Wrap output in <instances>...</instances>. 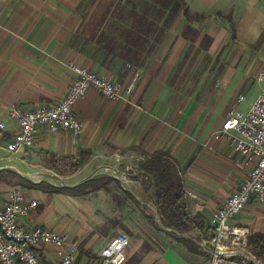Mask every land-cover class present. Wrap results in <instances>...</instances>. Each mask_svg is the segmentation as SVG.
Here are the masks:
<instances>
[{
    "label": "crops",
    "instance_id": "crops-1",
    "mask_svg": "<svg viewBox=\"0 0 264 264\" xmlns=\"http://www.w3.org/2000/svg\"><path fill=\"white\" fill-rule=\"evenodd\" d=\"M127 1L0 0V122L5 123V129L0 130V201L11 187H19L27 201L37 202L23 223L41 225L77 240L80 254L76 263L88 257L102 264L100 254L115 236L106 230L128 226L126 215L118 221L117 204L111 201L110 193L98 190L72 196L46 193L21 183L74 188L105 175L118 180L125 191L141 201L145 196L141 186L127 185L121 177L109 173L80 176H85L91 165H102L119 149L127 153L135 150L144 157L166 153L183 181L188 213L203 228L192 240L205 254L174 244L160 254L147 252L139 257L138 264H211L212 254L202 241L212 236V212L248 175L242 158L225 139L216 140L213 134L221 130L231 109L236 116H245L264 88V0H184L187 15H206L203 23L191 27L193 31L200 28L194 47L184 36L189 21L181 9L141 69L133 103L107 99L91 90L74 107L83 123L79 135L41 128L31 148L13 155L5 149L16 132L15 124L7 118L11 107L31 110L64 98L74 79L68 62L121 82L139 71L120 62L102 66L93 56L91 38L105 13ZM205 36L211 43L200 53L222 54L216 67H210L214 70L220 66L222 71L209 78L211 87L200 94L198 88L187 93L185 88H177L175 75L189 49H199ZM191 80L187 79L183 87L194 86ZM239 96L244 98L240 103ZM83 155L89 159L83 168L67 176L71 181L78 178L71 184L51 183L64 177L41 164L47 157L77 161ZM145 211L152 212L149 207ZM230 226L246 229L248 236L264 234V204L249 203ZM141 246L137 242L126 249V262ZM45 249L46 254L39 253L42 258L56 259L54 249ZM243 251L236 249L222 264H245L243 259H235L245 257ZM251 257L248 264H258Z\"/></svg>",
    "mask_w": 264,
    "mask_h": 264
},
{
    "label": "built area",
    "instance_id": "built-area-1",
    "mask_svg": "<svg viewBox=\"0 0 264 264\" xmlns=\"http://www.w3.org/2000/svg\"><path fill=\"white\" fill-rule=\"evenodd\" d=\"M66 66L74 79L64 98L31 110L19 105H13L9 110L7 118L16 126V132L5 144L9 155L31 148L41 128L51 133L79 135L83 123L75 115L74 107L80 99L93 90L107 99L130 103L140 78V72L135 71L126 82H121L74 62H68ZM243 99L239 96L237 102ZM4 129L5 123L0 122V130ZM213 138L225 139L232 151L242 158L248 171L236 190L212 212V236L205 242L221 250L214 251L202 243L212 254L211 264H222L236 249L247 247L248 231L230 226V222L249 203L264 204V88L245 116L238 117L231 109ZM36 207L37 202L27 201L17 186L11 187L5 199L0 201V264H75L80 254L77 240L41 225L27 226L22 222ZM129 245V237L117 233L100 254L103 264H124ZM47 247L54 249L56 259L39 255L40 252L46 254Z\"/></svg>",
    "mask_w": 264,
    "mask_h": 264
},
{
    "label": "trees",
    "instance_id": "trees-1",
    "mask_svg": "<svg viewBox=\"0 0 264 264\" xmlns=\"http://www.w3.org/2000/svg\"><path fill=\"white\" fill-rule=\"evenodd\" d=\"M183 9L187 16L184 0H128L127 4L115 5L109 8L105 17L100 22L95 34L91 38L93 56L102 66H111L120 62L135 68H143L155 52L157 45L169 28L172 20ZM196 32H192L194 35ZM190 30L184 36L188 39ZM203 41H211L205 36ZM73 161L71 158H64ZM143 169L147 171L148 178L140 183L145 196L137 201L118 180L101 175L74 188H56L42 183L22 182L31 189L41 190L46 193H65L72 196H81L89 192L106 190L110 184L120 186L134 203L147 210L142 204L151 203L160 215L162 224L177 232H203V228L191 218L184 200V185L174 163L166 153H156L144 157ZM137 181L138 178L134 177ZM153 188L154 192L149 193ZM152 213V212H151ZM153 215V213H152ZM154 221V215L151 217ZM158 229L159 226L156 225ZM190 239V238H189ZM188 237H176L179 242H184L194 251L195 245L189 243ZM207 242L209 239H205ZM256 260L264 264V234L254 233L247 236V248ZM136 256L124 264H138Z\"/></svg>",
    "mask_w": 264,
    "mask_h": 264
},
{
    "label": "rangeland",
    "instance_id": "rangeland-1",
    "mask_svg": "<svg viewBox=\"0 0 264 264\" xmlns=\"http://www.w3.org/2000/svg\"><path fill=\"white\" fill-rule=\"evenodd\" d=\"M189 25L187 26L186 30L184 31V34L187 30H190L194 33V35L191 34V36L188 38V40L191 43V48L194 47V43L198 37V32H200V28H198L197 31H193L191 29L192 25L197 23H203L206 19V15H187L186 16ZM208 37V36H207ZM204 39V38H203ZM211 39V38H210ZM211 41H203L199 45V49L196 51H193V49H189V51L186 53L185 58L183 59L181 68L177 70L176 81L178 87L177 88H185L186 92H192L193 90L198 88V94H200L205 88L211 87L208 86L210 79L212 77H217L220 72L222 71L221 68L211 69L210 67L218 64V61L221 60V55H208V54H202L200 51L202 50H208V47L210 46ZM154 55V54H153ZM152 55V57H153ZM210 56V57H209ZM151 59V58H150ZM146 66V65H145ZM144 68V67H143ZM138 69L141 75V69ZM191 78L192 83H194V86H184L187 79ZM210 78V79H209ZM140 79V78H139ZM207 85V86H206ZM133 103V102H130ZM139 104V105H138ZM136 103L135 106H140V103ZM246 102L242 104L241 106H245ZM241 107V108H242ZM128 154V155H127ZM132 157H130V156ZM110 156V157H109ZM107 159H104L105 162H102L100 166H94L91 165V168L86 170L87 174L85 176H80L81 178H86L91 176L93 173H109L113 176L121 177L125 181H127V185H131L132 187L138 188V185L142 181H146L148 178L147 171L145 168L143 169L142 166V154L138 151H132V152H125L124 150H116L113 155H109ZM89 156L83 155V157L79 158L77 161H70L66 160L64 158H53V157H47L41 160V164L43 166H46L48 168L53 169V171L59 176L64 177L60 179H56L54 182H51L57 186L71 184L73 181L77 182L78 178L73 179L72 181L70 179H67V176L74 174L81 168H83V162L87 161ZM134 177H137L138 180L136 181ZM108 193H110V198L113 203L117 204V212H118V221L122 217H127L128 219V226H118L117 229H114L112 231L106 230L107 232H110L111 234L116 235L117 233H124L126 234L130 239V245L129 248L133 247L137 242H141L142 246L139 249V252L136 253V257H143V255L147 254V252H154V253H162L164 250L168 249L169 247H172L174 244H180L181 246L187 248L190 252H193L195 254L203 255L205 254V251L202 247L198 246L197 243L192 240L195 239L192 236H189L187 240L189 243H192L195 245V250H190L187 245L184 242H179L176 240L175 235L165 232L161 229H158L156 225L158 226L155 218L154 221L151 220L150 216L152 217L151 212H146L145 210H142L140 206L136 205L134 201L129 198V196L124 192V190L116 185V184H110L108 187ZM154 192L153 188L150 189L149 193L152 194ZM150 209V208H149ZM151 210V209H150ZM152 211V210H151ZM146 213L149 214L147 217ZM185 238V237H183ZM247 248V247H246ZM245 257L235 258L236 260H244L245 264H248L250 259L253 256L251 254H244ZM254 257V256H253ZM140 260V258H139ZM256 260V259H255ZM258 264H263L256 260ZM75 264H99L94 263V261H90V258H86L85 260L75 263ZM101 264V263H100ZM103 264V263H102Z\"/></svg>",
    "mask_w": 264,
    "mask_h": 264
},
{
    "label": "water",
    "instance_id": "water-1",
    "mask_svg": "<svg viewBox=\"0 0 264 264\" xmlns=\"http://www.w3.org/2000/svg\"><path fill=\"white\" fill-rule=\"evenodd\" d=\"M51 185V184H50ZM144 205H146L147 207H149L152 212H153V215H154V218L159 226V228L165 232H168V233H171L177 237H189V236H196V235H200V232L196 231V232H190V233H179L177 232L176 230H173V229H169V228H166L162 222H161V218H160V215L158 214L157 212V209L151 204V203H145V202H142ZM202 243H206L204 240L202 241ZM212 250L216 251V250H221V249H216L215 247L211 246L210 244L206 243ZM245 253H247L248 255H251L249 252H246V251H243Z\"/></svg>",
    "mask_w": 264,
    "mask_h": 264
}]
</instances>
